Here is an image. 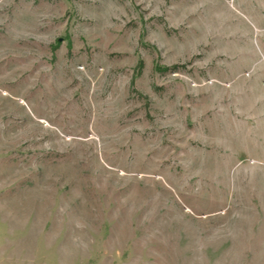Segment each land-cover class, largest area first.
<instances>
[{"label":"rangeland","instance_id":"374dc122","mask_svg":"<svg viewBox=\"0 0 264 264\" xmlns=\"http://www.w3.org/2000/svg\"><path fill=\"white\" fill-rule=\"evenodd\" d=\"M0 264H264V0H0Z\"/></svg>","mask_w":264,"mask_h":264},{"label":"trees","instance_id":"16d2710c","mask_svg":"<svg viewBox=\"0 0 264 264\" xmlns=\"http://www.w3.org/2000/svg\"><path fill=\"white\" fill-rule=\"evenodd\" d=\"M141 64H142V63H140V67H141ZM166 69L168 70V68H166ZM166 69H165V70H166ZM171 70H172V71H176V67H173Z\"/></svg>","mask_w":264,"mask_h":264}]
</instances>
